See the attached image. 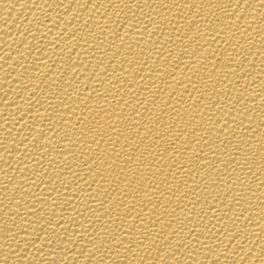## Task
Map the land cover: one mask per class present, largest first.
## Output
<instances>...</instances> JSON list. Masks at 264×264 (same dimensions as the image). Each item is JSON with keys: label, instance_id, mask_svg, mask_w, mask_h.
<instances>
[{"label": "bare ground", "instance_id": "1", "mask_svg": "<svg viewBox=\"0 0 264 264\" xmlns=\"http://www.w3.org/2000/svg\"><path fill=\"white\" fill-rule=\"evenodd\" d=\"M0 264H264V0H0Z\"/></svg>", "mask_w": 264, "mask_h": 264}]
</instances>
